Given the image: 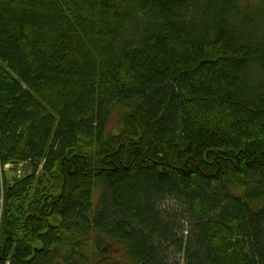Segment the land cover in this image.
<instances>
[{"label": "trees", "instance_id": "obj_1", "mask_svg": "<svg viewBox=\"0 0 264 264\" xmlns=\"http://www.w3.org/2000/svg\"><path fill=\"white\" fill-rule=\"evenodd\" d=\"M0 159V264H264V0H0Z\"/></svg>", "mask_w": 264, "mask_h": 264}, {"label": "rangeland", "instance_id": "obj_2", "mask_svg": "<svg viewBox=\"0 0 264 264\" xmlns=\"http://www.w3.org/2000/svg\"><path fill=\"white\" fill-rule=\"evenodd\" d=\"M23 172H24L23 171V164H19L16 167L14 165H12L11 167H8L7 170H6V173L9 176L15 175L16 173L20 175L21 173L23 174ZM112 243H113V245L110 248H112L115 245H119V243L118 242H115V241H113ZM111 257L114 260H119V258L121 257V255H120V253H112L111 254Z\"/></svg>", "mask_w": 264, "mask_h": 264}, {"label": "built area", "instance_id": "obj_3", "mask_svg": "<svg viewBox=\"0 0 264 264\" xmlns=\"http://www.w3.org/2000/svg\"><path fill=\"white\" fill-rule=\"evenodd\" d=\"M4 166L0 161V217L3 210V204H4V193H5V186H4Z\"/></svg>", "mask_w": 264, "mask_h": 264}]
</instances>
